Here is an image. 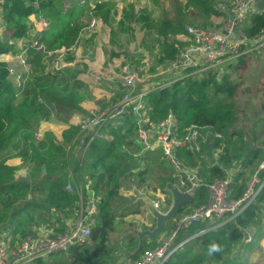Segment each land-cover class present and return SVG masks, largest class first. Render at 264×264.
Here are the masks:
<instances>
[{
    "label": "trees",
    "instance_id": "trees-1",
    "mask_svg": "<svg viewBox=\"0 0 264 264\" xmlns=\"http://www.w3.org/2000/svg\"><path fill=\"white\" fill-rule=\"evenodd\" d=\"M262 3L264 5V0ZM112 6V1L99 2L95 4L92 14L99 16L101 12L102 21L107 22ZM0 7L4 31L9 33V41L15 43L29 36L30 27L27 23L31 16L39 14L46 18L51 31L39 33L38 38L48 51L75 45L84 27L81 22L71 23L61 10L56 11L50 0H3ZM190 7H194L197 12L188 10ZM180 8V13L183 10L182 13L187 11L192 16H204L205 21L194 27L210 26L208 20L218 14L214 4L208 0H184ZM144 13V9L136 11L132 3L128 4L118 27L124 31L125 24L144 22L149 31L156 30H153L156 33L151 49L156 59L150 68L153 72L157 66H164L174 60L185 44L173 38L185 33L186 19L176 16L171 21L164 17L158 25H153ZM244 32L248 37H256L264 32V12L255 16L245 26ZM11 45L14 46V43ZM11 45L0 40V230L11 232L15 237L25 236L35 233L33 226L49 224L56 227L62 219L72 220L77 209V197L64 189L71 170L75 176V185H83L86 180L92 183L98 203L96 214L91 218L89 243L74 246L69 253L76 262L96 264L100 259L98 263L105 264L113 259L114 251L123 247V244L108 247V235L114 229L116 213L121 208L114 204V199L120 196L121 188L124 189L123 181L127 178L129 182L135 179L138 187L143 184V175L147 174L148 165L142 168V164L149 162L148 153L138 157L132 155L139 151L132 117L115 119L118 121L116 124L109 121L103 126L107 140L97 138L87 147L84 146L87 137L78 126H69L55 137L40 136V123L50 115L56 112L84 111L81 108L79 86L74 90V86L68 84L70 79L77 84L75 77L78 72L67 69L66 75L70 77L67 79L64 74L57 77L56 73L49 75L48 72L43 75L44 68H40L43 76L38 75L36 80L28 81L26 89L22 91L23 100L17 103L14 94L18 89L6 70L7 62L2 58L7 54L14 55ZM27 57L31 71L38 72L43 62V53L28 49ZM250 60L251 56H241L226 65V72L221 73L210 70L197 74L188 69L170 85L150 91L143 99L150 119H164L172 111L179 119L180 128L189 125L198 128L202 137L200 150L180 151L179 156L186 165L195 168L205 182L224 179L228 170L236 169L230 185V197L233 198L242 194L246 186V172L254 170L263 158V150L250 147L249 141L243 138L238 93L244 83L240 76H230V71L237 73ZM129 61L135 67L139 66L140 61L134 57H129ZM260 85L264 86V72ZM116 95V99H120L123 93ZM67 148L70 150L68 155L65 154ZM211 150L219 151L216 159H207L206 153ZM42 166L50 178L40 184L30 180L27 175L16 178L21 169L26 170L27 174H34L39 173ZM258 177L264 180V169L258 172ZM170 179V175L168 180L163 179L162 186L170 182ZM162 191L166 192L164 187ZM133 199H130V207L138 208L134 206ZM206 201V189L200 187L188 204L180 206L175 216L188 213ZM263 204L264 187L255 202L234 220L215 227L214 223L189 225L185 230L190 236L205 228L207 230L180 246L166 264H257L241 260V243L245 237L244 229L263 225L264 222L260 220ZM60 230L62 228L57 231ZM127 239V247L135 248L136 238L132 236ZM152 246L145 243L143 249ZM137 258L138 255L133 260ZM34 264L49 262L39 259Z\"/></svg>",
    "mask_w": 264,
    "mask_h": 264
},
{
    "label": "built area",
    "instance_id": "built-area-1",
    "mask_svg": "<svg viewBox=\"0 0 264 264\" xmlns=\"http://www.w3.org/2000/svg\"><path fill=\"white\" fill-rule=\"evenodd\" d=\"M2 1L0 0V3ZM256 2L257 0L222 2L215 7L218 14L210 26L204 28L185 27L184 35L186 38L184 37V40L187 44L182 46L174 60L168 61L160 70V74L178 75L172 79L166 77L167 80L164 79L161 83L149 82V78L157 76L159 72L152 74V76L145 75L139 66L135 67L127 61L115 73L113 79L98 78V82L115 83L123 95L114 101L105 114L88 113L79 117L78 127L80 132L87 137L85 147L97 137H104L100 127L103 126L105 119L115 121V119L132 117L136 142L140 147L137 153H133L134 156H141L158 150L162 161L170 170V176L173 180L171 185L179 192L187 193L193 198L200 187L206 189V203L174 219L169 232L156 245L141 250L134 264H166L173 253L184 243V241L176 240L179 233L185 231L189 225L214 223V226H219L226 221L234 220L255 202L256 197L264 187V180H259L258 173H254L247 181L242 194L233 198L230 197L233 174L227 175L224 179L205 182L197 170L186 165L179 156L180 151L198 152L200 150L201 141L198 138L201 137V134L198 128L195 125L180 128L179 119L172 111H169L164 119H150L143 103L144 97L150 91L170 85L188 69L192 73L204 74L231 64L241 56L255 54L262 56L264 60V32L256 37H248L244 32L245 26H248L255 16L264 12L263 0H260L257 6ZM79 3L86 6L90 21L94 23L98 18L92 14L95 4L93 6L85 0H80ZM88 24L87 22L85 30L90 27ZM39 25L40 28L34 35L21 38L18 41L21 43V49L16 56V63L20 67V71L15 69L13 65L6 67L17 89L23 87L26 82L25 75L30 73V66L26 60L28 49L35 51L46 49L38 35L39 31L47 29L48 23L42 20ZM73 46L67 49L62 47L58 50L67 53ZM58 50H54V55ZM50 58L45 56L41 64L44 72L53 74L54 70L59 69H54L55 66L52 65V58ZM66 71L67 69L64 70L65 75ZM75 71L82 75L83 73L86 74L85 70ZM14 96L16 97V95ZM68 148L65 150L66 155L70 152ZM74 177L70 170L68 180L64 185L65 191L77 197V209L69 227L61 231L44 228L34 234L16 237L11 232L0 230V264H34L39 259L47 260L53 255L69 251L74 246L89 243L92 227L91 218L96 214L95 203L97 199L94 190L89 185H75ZM152 205L157 211L166 213V211L159 210L155 202H152ZM205 230L207 228L201 232ZM244 232L243 244L251 242L252 231L244 229Z\"/></svg>",
    "mask_w": 264,
    "mask_h": 264
},
{
    "label": "rangeland",
    "instance_id": "rangeland-1",
    "mask_svg": "<svg viewBox=\"0 0 264 264\" xmlns=\"http://www.w3.org/2000/svg\"><path fill=\"white\" fill-rule=\"evenodd\" d=\"M85 1L88 3V0ZM110 1L114 2V6L110 8L107 22L102 21L101 12H99L100 17L97 16L98 18L97 20H95L94 23L90 21L87 12L81 13V17H82L81 23L85 25L81 31L77 44L73 46L67 53L65 52L63 53L62 50H58L57 52L58 54L56 53L57 55L56 56L54 55L55 53L54 50L53 52L52 51L47 52L48 51L47 49L40 51L41 53H43V58L45 56L52 58V62H53L52 65L55 66L54 69H59V70H54L55 71L54 73H56L57 77L61 76L62 74L65 75L64 70L66 69H68L69 71L75 69V70H85L86 74L83 73L84 78L86 76V78L89 81H96L98 78L113 79L112 77H114L115 73L118 72L120 68L124 66V63H126V61L130 63L129 57H134L135 60L140 61L139 67L143 70L145 75L148 74L152 76V74L154 75L159 72L157 76H154L153 78L152 77L149 78V82L161 83L164 79H166V77L168 78L170 76L167 73L160 74V70H162L163 68L162 65L157 66L155 68L156 69L155 71L153 72L150 71V68L155 64L156 61L154 57V51L151 50L155 39V33H156L154 32L156 31L155 29H153L154 31L153 30L149 31L145 26L144 22H138V23L133 22V23L125 24L123 26V29L125 30L120 31L118 27V22L122 17L123 11L127 9V5L130 3L134 5V10L140 11L141 8H139V5H142L141 1H143L142 9H144L145 11L144 14L148 16L149 22H151L153 25L156 24L158 25V22L161 21V19L164 17L165 18L167 17L171 21H174L176 16L185 17L186 19L185 27L196 26L205 21L204 16L201 14L199 15L195 14L194 16H192L187 11L185 13H182L183 10L180 13L179 8L183 4L184 0H156L157 2H154L153 0H110ZM208 1L213 3L214 6L216 7L218 4L229 0H208ZM61 3L62 0H58V5L59 4L61 5ZM181 9L182 8H180V10ZM188 10L197 12V10L194 7H190L188 8ZM35 17L37 18L39 17V15H36ZM87 22L89 23L88 25L90 27L87 28V30H85V26ZM210 23L211 21L208 20L207 24ZM49 26L50 24L47 25V29L44 31L50 32L51 30H49L50 29ZM31 31L32 30L29 31V34ZM35 33L36 32L31 33L30 35L32 36ZM184 37L186 38L184 34H181L175 36L173 40L184 42L187 44L186 40H184ZM0 40L7 42V44L9 45L14 43V46L11 45L13 47L12 51H15L14 55L12 56L7 54V56L13 57L12 63L15 66L17 63L14 62V59L21 49V43L20 42L15 43L14 41H9V33H6L4 31V22L2 19L1 7H0ZM43 45L44 48H46V45L44 43ZM67 66H69V68H67ZM243 67L244 66H242V69L236 71L237 73H233V71H230L231 78L240 76L244 83L238 93V106L242 116L240 117L242 134H243V138L249 141L250 147L252 146L257 149L261 148L263 150L262 161L259 162L258 165H255L254 170L250 169L248 172H246V175H244V178L247 183V181L251 178V176L254 173H258L260 170L264 169V86L260 85V81L264 72L263 57L257 54L252 55L248 65L245 66L244 68ZM15 69L19 70L20 67L15 66ZM216 70L217 73H221L224 71L226 72V67H220L217 68ZM81 75L82 74H79L78 78L79 77L83 78V76ZM105 88L106 87H97L91 85L85 86L83 93L84 98L86 101L88 102L90 101L92 103L88 104V106H86L84 110H87L88 113H92V114L100 113L101 115V114H105L106 111L110 109V106L114 103V101H112L111 98L112 96L108 94ZM21 101L17 100V103H20ZM105 120L106 121L104 122V124L108 123L109 121L111 122V120L109 119H105ZM52 129L55 128L52 127ZM38 134L40 135L39 132ZM218 152H216L215 150L214 151L211 150L207 152L206 153L207 159H216V157H218L217 155ZM261 166L263 168H260ZM234 176L235 175H233V177ZM258 179L263 181L259 177ZM123 182H124V186H123L124 189L121 188L120 192H122V194L130 193L133 196L130 197L124 196L125 198L121 197V195L116 196V198L114 199V204L118 208L128 207L130 203V199L132 200L134 198V195L137 194L138 191L140 190L136 185L137 183L135 182L134 179H132L129 182V178H127ZM120 198H123L124 200L123 201L119 200ZM168 201H170V203ZM155 203L158 205L159 210L162 209H164V211L168 210L169 209L168 207L171 205L170 193L163 198L162 202L158 201ZM167 203L169 205H167ZM120 213L121 210H118L116 215ZM123 236L124 233H122L120 236L117 232L116 241L117 239L118 241L119 240L121 241ZM48 261L49 264H74L73 262H71L70 257H68V253L65 252L49 257Z\"/></svg>",
    "mask_w": 264,
    "mask_h": 264
},
{
    "label": "crops",
    "instance_id": "crops-1",
    "mask_svg": "<svg viewBox=\"0 0 264 264\" xmlns=\"http://www.w3.org/2000/svg\"><path fill=\"white\" fill-rule=\"evenodd\" d=\"M50 1H52L54 7L56 8V11L61 10V12L63 11L62 12L63 14H65L69 17L68 19H69V21H71V23L81 22V19H82L81 13L87 12L86 6H84V4L81 5L79 3L80 0H62L61 5L60 4L58 5V0H50ZM106 1H110V0H100V1L88 0V3L93 4V6H94V2H106ZM141 2H142V5H139V8L142 9L143 8L142 7L143 1H141ZM95 4H97V3H95ZM36 15H39V14H36ZM36 15H33L29 19V23H27L30 27V30H32L30 32V34L38 31V29H36V28H40L39 24H40V22H42V20L47 21V23L49 24V21L46 18L42 17L41 15H39L40 18L39 17L36 18L35 17ZM215 17L216 16H213L209 19L211 21L210 24H212L213 19ZM42 32H44V31H39V33H42ZM30 57L32 58L31 55H30ZM2 58H3V60H5L7 62L8 65H13V63H12L13 57H9L7 55H4ZM26 58L28 59L27 54H26ZM14 62L16 63V57L14 59ZM15 66H17V64ZM222 67H225V66H222ZM40 68H42L41 63H40V67H39V72H32L30 69V73L25 75L27 78L25 84L23 85L22 88L18 89L17 92L14 94V95H16V97L14 96L16 99L15 100L16 102H17V100L18 101L23 100L24 96H23L22 91L24 89H26V86H27V83L29 80L33 81V80H36L37 77H39L38 75H41V76L45 75V72H43V75L40 73V71H41ZM19 71H20V69H19ZM79 74H81V73H77V76L75 77V81H78L81 84H78V82H77V84H75L74 80L70 79V77L67 75H65L64 77H66L67 79H70V81H68V84L71 86L73 85L74 90L77 89V87L79 86L78 93L80 95V98L82 99L81 108L83 110L86 108V106H88V104L92 103L90 101L89 102L86 101L84 98V94H83L84 88L87 85L97 86V87H106V88L108 87L107 88L108 90L106 88H105V90L108 92L109 95L112 96L111 97L112 101L117 100L116 94H118L120 92V89L115 86L116 85L115 83H107V82L102 83V81L98 82L97 80L96 81H89L86 78V76H85V78H86L85 79L83 75H81V76H83L84 79L80 78V77L78 78ZM176 76H178V75L173 74V75H170L167 79H172ZM71 86H70V89H71ZM54 107H56V106H54ZM56 114H55L56 116L50 115L47 119L41 121L38 132L40 133V135L42 137H55V136H58L59 133H61V131L63 129H65L69 126H78L79 117H81L84 114H88V111L87 110H84V111L74 110L72 112H65V113L59 112V114L56 112ZM113 122L115 123L118 121H113ZM104 125L105 124H103V126ZM103 126L100 127V131L103 133L104 137H102L100 139L107 140L108 136L103 131ZM49 127H51V128H49ZM52 127H54L55 129H52ZM44 131H45V133H44ZM201 139H202V137H200V141H201ZM139 149H140V147H139ZM134 153H136V152H134ZM132 155H133V153H132ZM148 156H149L148 157L149 162H145L144 164H142V168L144 166L148 165V172H147V174L143 175V179H144L143 184L140 187H138L140 190L138 191L137 194L134 195V199H133L134 206L135 207L139 206V207L133 209L132 207H130V204H129L128 207H121L119 209V210H121L122 208H126L127 210H121V213L116 215V218H115L114 224H113L114 229L108 235V239H109L108 247L118 246L119 244H123V247L121 250L114 251L112 253L113 259L108 261L105 264H134V261H135V260H133L134 257L126 258L125 261L123 262V259H124L126 252H132L136 248V247L135 248L127 247V244H128L127 238L134 236L136 238L135 242H136V246H137L136 234L138 232H141L144 230H152L156 227V220L151 215L148 202L151 204H152V201H155V202L161 201L162 202L163 198L169 194V191L167 190V184H173V180L171 178L170 182H168L165 186H162L163 179L168 180L169 175H170V170H169L168 166L162 161L161 154L159 153L158 150H155L153 152L148 153ZM133 157H138V156L133 155ZM43 167L44 166H42L41 168H43ZM44 170H45V173H43V174L41 172V169H40L39 173L27 174L26 170L21 169L20 171L17 172L16 178L18 179L21 177H25L27 175L30 180L35 181L36 184L37 183L40 184V183L44 182V180H47L50 178V176L46 174L45 167H44ZM235 173H236V169H231V170H228L227 175H229V176H230V174L235 175ZM86 179H88V177ZM135 182H136V180H135ZM245 183H246V180H245ZM84 184L89 185L91 188L93 187L92 183L89 180L84 181ZM162 187H164V189L166 191L165 193L162 191ZM120 193L121 194H119V195H121V197H123V198H125L126 196H128V197L133 196L130 193H127V194H122V192H120ZM95 196H96V194H95ZM96 199H97V196H96ZM168 202L170 203V201H168ZM97 203H98V199L96 200L95 208L97 207ZM167 205H169V204L167 203ZM138 210H140V212H137ZM162 210L164 211V209H162ZM165 211H167V210H165ZM178 216H180V215L174 216L171 220L164 221L162 223L161 231L156 235V237L154 239H150V238L146 237L144 239V244L145 243L146 244H152L154 246L157 243H159V241L169 232V230L172 227L173 220L176 219ZM260 220L262 223L264 222V204L261 207ZM70 224H71V220L62 219L60 221V224H56V227H53V226H50L49 224H46V225H42V226H38V227L33 226L32 229L34 232H37L38 230H42L44 228L57 231L61 228H62V230L67 229ZM214 227H212V228H214ZM249 229L252 231V240H251V242L246 243V244L241 243V250H242V254L240 255L241 260H246L250 263L264 264V223L261 227L254 226V227L249 228ZM117 232L120 236L122 233H124V236H123L121 241L120 240L118 241V239L116 241ZM204 232H201V230H200L199 233H197L196 235L190 236L187 234V230H185L184 232H181L179 234V236H178L179 240H176V241H180V242L184 241L183 244H185V243L190 242L192 240V238H194L195 236L200 235ZM178 250H179V248H178ZM178 250H176L175 253ZM69 251H67L65 253H68V257H70L71 262H73L74 264H76V263L86 264L83 262L73 261L72 256L69 253ZM98 260H99L98 262H100V259H98ZM47 261H48V259H47ZM98 262L96 264H99Z\"/></svg>",
    "mask_w": 264,
    "mask_h": 264
},
{
    "label": "water",
    "instance_id": "water-1",
    "mask_svg": "<svg viewBox=\"0 0 264 264\" xmlns=\"http://www.w3.org/2000/svg\"><path fill=\"white\" fill-rule=\"evenodd\" d=\"M259 2L260 0H257L256 6L259 4ZM198 140H200V138H198ZM41 172L42 174L45 173L44 167L41 168ZM167 190L171 195V205L169 209L166 211V213H161L157 211L151 203L148 202L151 215L156 220V227L152 230H144L136 234L137 246L132 252H126L123 262L125 261L126 258H132L139 255L140 251L144 247V239L146 237L150 239H154L156 235L161 231L162 223L164 221L171 220L175 216L180 206L183 204H188L192 199V197L189 194L179 192L171 184H167Z\"/></svg>",
    "mask_w": 264,
    "mask_h": 264
}]
</instances>
